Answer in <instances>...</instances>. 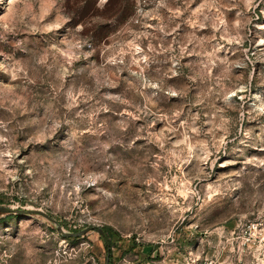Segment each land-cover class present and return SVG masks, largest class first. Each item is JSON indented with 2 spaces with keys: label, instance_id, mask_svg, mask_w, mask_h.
Masks as SVG:
<instances>
[{
  "label": "rangeland",
  "instance_id": "obj_1",
  "mask_svg": "<svg viewBox=\"0 0 264 264\" xmlns=\"http://www.w3.org/2000/svg\"><path fill=\"white\" fill-rule=\"evenodd\" d=\"M0 206V264H264V0H0Z\"/></svg>",
  "mask_w": 264,
  "mask_h": 264
},
{
  "label": "water",
  "instance_id": "obj_2",
  "mask_svg": "<svg viewBox=\"0 0 264 264\" xmlns=\"http://www.w3.org/2000/svg\"><path fill=\"white\" fill-rule=\"evenodd\" d=\"M0 212L2 213H7V214H12V213H18V214H33V213H38L41 214L48 219L53 220L50 216L46 215L45 213L35 210V209H30V210H25V209H19V208H13V207H7V206H0ZM58 230L66 237H81L84 236L92 231H97L101 236H105L104 229L102 228H97V227H87L81 231L75 232V233H70V232H65L61 226H58ZM108 244V250H109V242L107 241ZM110 258H109V253L107 257V263L109 264Z\"/></svg>",
  "mask_w": 264,
  "mask_h": 264
},
{
  "label": "trees",
  "instance_id": "obj_3",
  "mask_svg": "<svg viewBox=\"0 0 264 264\" xmlns=\"http://www.w3.org/2000/svg\"><path fill=\"white\" fill-rule=\"evenodd\" d=\"M104 232H105V236H102V238H103V241L105 242V248L106 249H108L107 241L109 242V247L110 246H115L116 244L119 243V240H120V237L119 236L120 235L116 234L112 230V228H110V227L104 228ZM107 236H109L110 239H107Z\"/></svg>",
  "mask_w": 264,
  "mask_h": 264
}]
</instances>
